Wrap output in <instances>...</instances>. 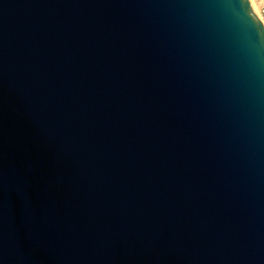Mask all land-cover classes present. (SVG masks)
Segmentation results:
<instances>
[{"label": "water", "instance_id": "water-1", "mask_svg": "<svg viewBox=\"0 0 264 264\" xmlns=\"http://www.w3.org/2000/svg\"><path fill=\"white\" fill-rule=\"evenodd\" d=\"M0 264H264L251 0H0Z\"/></svg>", "mask_w": 264, "mask_h": 264}, {"label": "rangeland", "instance_id": "rangeland-1", "mask_svg": "<svg viewBox=\"0 0 264 264\" xmlns=\"http://www.w3.org/2000/svg\"><path fill=\"white\" fill-rule=\"evenodd\" d=\"M254 5L259 17L264 22V0H251Z\"/></svg>", "mask_w": 264, "mask_h": 264}, {"label": "bare ground", "instance_id": "bare-ground-1", "mask_svg": "<svg viewBox=\"0 0 264 264\" xmlns=\"http://www.w3.org/2000/svg\"><path fill=\"white\" fill-rule=\"evenodd\" d=\"M262 22H263V20H262ZM264 23V22H263Z\"/></svg>", "mask_w": 264, "mask_h": 264}]
</instances>
